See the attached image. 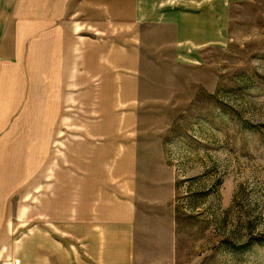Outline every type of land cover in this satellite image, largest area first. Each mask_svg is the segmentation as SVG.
Here are the masks:
<instances>
[{"label": "crops", "instance_id": "0c3cea01", "mask_svg": "<svg viewBox=\"0 0 264 264\" xmlns=\"http://www.w3.org/2000/svg\"><path fill=\"white\" fill-rule=\"evenodd\" d=\"M240 1L0 0V264L17 201L41 196L43 170L64 134L60 121L82 118L71 112L75 104L92 107V124L78 133L93 140L91 173L80 182L85 264H176L174 180L145 173L140 156L145 44L166 40L176 61H199L204 49L227 41L232 4ZM105 104L114 105L119 123L108 133L106 177ZM54 208L49 194L53 221ZM71 214L65 209L62 220Z\"/></svg>", "mask_w": 264, "mask_h": 264}, {"label": "rangeland", "instance_id": "374dc122", "mask_svg": "<svg viewBox=\"0 0 264 264\" xmlns=\"http://www.w3.org/2000/svg\"><path fill=\"white\" fill-rule=\"evenodd\" d=\"M145 45L140 156L145 173L173 177L176 264H264V0L234 2L227 41L204 49L199 61H176L166 40ZM91 108L71 105L82 118L60 121L64 134L58 133L50 167L43 170L38 202L30 194L17 201L3 264L91 259L81 246L79 210L93 140L78 134L92 124ZM113 111L114 105L102 106L105 177L106 148L114 142L108 133L119 128ZM49 194L55 221L47 215ZM65 209L72 210L67 221Z\"/></svg>", "mask_w": 264, "mask_h": 264}]
</instances>
